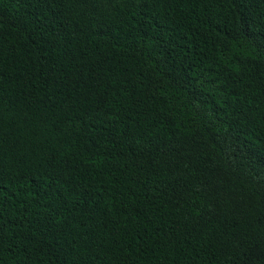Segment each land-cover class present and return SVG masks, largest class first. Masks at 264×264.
Listing matches in <instances>:
<instances>
[{"label": "trees", "instance_id": "1", "mask_svg": "<svg viewBox=\"0 0 264 264\" xmlns=\"http://www.w3.org/2000/svg\"><path fill=\"white\" fill-rule=\"evenodd\" d=\"M0 264H264V0H0Z\"/></svg>", "mask_w": 264, "mask_h": 264}]
</instances>
